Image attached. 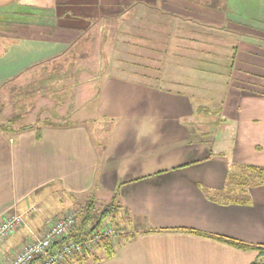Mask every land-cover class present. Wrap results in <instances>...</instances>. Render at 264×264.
<instances>
[{
	"label": "crops",
	"instance_id": "obj_1",
	"mask_svg": "<svg viewBox=\"0 0 264 264\" xmlns=\"http://www.w3.org/2000/svg\"><path fill=\"white\" fill-rule=\"evenodd\" d=\"M85 46L95 48L100 66L110 65L91 72L102 80L95 133L106 130V138L100 144L82 121L22 131L15 123L21 116L7 120L13 125L0 130V221L40 205L44 216H28L2 242L0 264L39 234L54 204L63 207L60 196L74 206L80 199L117 202L125 227L111 258L90 253L63 264H85L89 256L91 264L254 261L253 250L181 230L264 245V186L248 189L247 204H215L201 191L221 190L232 163L264 167L263 3L0 0V85L29 81L12 91L14 99L48 98L54 80L68 77L70 62L80 73ZM228 79L236 82H222ZM219 83L234 96L225 102L231 115L218 118L233 133L228 153L208 139L211 109L226 98H213ZM66 85L56 93L72 94Z\"/></svg>",
	"mask_w": 264,
	"mask_h": 264
},
{
	"label": "rangeland",
	"instance_id": "obj_2",
	"mask_svg": "<svg viewBox=\"0 0 264 264\" xmlns=\"http://www.w3.org/2000/svg\"><path fill=\"white\" fill-rule=\"evenodd\" d=\"M263 3L264 6V0H260ZM151 19V18H150ZM83 52L86 51L85 61L81 62L80 64V73L75 75L72 70L74 69L75 65L70 62L69 68L67 69V75L68 77L64 78H56L54 80V83L52 85L53 89L55 90L52 95H50L48 98H40L37 100H29V98H26L24 96H19L16 99L14 95V91L18 90L16 88L22 87L25 84H28L26 80L18 81L17 83H11L3 86L0 85V122L1 124H5V126L8 124L6 121L10 119L11 117H15V114H18L17 116H21L20 120H17L15 123H17L16 127L18 126H28V125H40L43 123H51V124H70V123H76L78 121H82L85 123L87 129L89 130L92 137H95V139L98 138V142L100 144L104 141L106 138V130H103L101 132V135H98L95 133L96 124L98 123V120L96 117H94V108H95V102L97 97V92L99 89L100 80L99 78H93L92 71L94 69H100V70H109L110 65L105 64L103 62L102 66H100L99 63H97L96 59L98 57L97 53L94 51L95 48L87 47L85 46V49L82 48ZM125 48H122L121 54H124ZM112 48L108 50V54L104 53L102 57V61H105L106 56L112 55ZM81 54V53H80ZM97 56V57H96ZM96 57V58H95ZM63 64L58 62L54 66H58L60 68ZM100 66V67H99ZM148 66H151V68L157 67V64H148ZM72 67V68H71ZM109 67V69H108ZM63 71L66 70L65 67L62 68ZM74 76H72V75ZM99 74V73H98ZM98 77V76H97ZM222 80H213V82L216 84L217 82H221ZM229 82L228 86L231 85V83L236 82V80L228 79L223 80L222 82ZM241 80L240 82H242ZM13 84V85H12ZM68 86L72 87V94H69L68 92L65 93L64 91L60 93H56V90H59L61 88ZM219 86L217 87V90L215 89V96L213 98H216L217 100L221 99L222 96L225 98V101L218 102L220 103L216 107H212L211 114L215 116V122L211 124V130L209 132L208 139L210 140V144L213 146L214 149H219L225 152H230L231 149V139H232V130L229 129H223V122L220 121L218 118L219 116H222V114H225V112H229V115H231V111H229L230 107L225 106V102L228 104L233 103L234 96L228 93H225L222 91L223 84L219 83ZM245 87H253L250 85H247L246 82H244ZM224 87V86H223ZM244 87V86H242ZM226 88V87H225ZM257 88V87H256ZM224 90V89H223ZM229 89H227L228 91ZM13 91V92H12ZM221 92V93H219ZM13 93V94H12ZM224 93V94H223ZM228 94V95H226ZM70 95V96H69ZM216 100V101H217ZM25 102V103H24ZM24 103V104H23ZM224 103V104H223ZM23 104V105H20ZM226 109V111L224 110ZM228 110V111H227ZM66 113V114H65ZM63 114H65V117H62ZM5 119V120H4ZM13 119V118H12ZM7 124H6V123ZM8 127V125H7ZM105 128V127H103ZM98 132V131H97ZM229 138V140H228ZM226 157V160L231 161L232 154H224ZM59 201L62 204V208L57 203L54 204V209L51 211L50 214H48L49 219L51 218H59L67 211H76L79 207H82L85 205V203L89 202L90 200L86 199H80V201L75 204L69 203L67 199L63 196H60ZM94 203L95 210L99 211L102 208L106 207L108 202L104 201L103 198H95V200H92ZM97 201V202H95ZM64 203V205H63ZM43 208L41 205L32 212L33 217L41 218L44 216ZM61 208V210H60ZM61 211V212H60ZM114 222H117V224H113ZM107 225H111L112 227H123L124 224L121 221V216H118L115 221H106V223L102 226L105 227ZM125 228V227H124ZM122 236V235H121ZM118 238V241H113L114 248L117 245L118 242L121 240ZM98 256L100 258L105 257V253L103 249L98 248L97 246L92 250L91 256ZM90 257V256H89ZM87 257V260L83 263L85 264H91L94 261V257ZM75 263V262H73Z\"/></svg>",
	"mask_w": 264,
	"mask_h": 264
},
{
	"label": "trees",
	"instance_id": "obj_3",
	"mask_svg": "<svg viewBox=\"0 0 264 264\" xmlns=\"http://www.w3.org/2000/svg\"><path fill=\"white\" fill-rule=\"evenodd\" d=\"M7 123L11 126L13 125L12 120L7 121ZM7 125L5 126V124H0V130L3 132L10 131L11 128L9 130ZM31 128L32 126L28 125L20 127L19 130L24 131ZM36 132L38 131L36 130ZM259 186H264V167L250 164L232 163L229 166L226 174L225 184L221 190L210 191L206 188H201V191L208 200L215 204H247L249 202L248 189ZM93 203L94 202L90 200L89 202L85 203L84 206L79 207L77 212L74 211L76 214L75 228L63 239V243L83 242L91 235L99 233L107 220L112 222L118 217V209L120 208V205L117 202L112 201L108 206L102 208L99 211L95 210ZM124 215L128 216V213L125 211ZM113 224H117V222H114ZM181 231L201 237H207L236 249L244 251L253 250L257 253V256L256 259L250 264H264V245L245 244L227 237L203 234L193 230ZM97 247L103 249L105 253V259L111 258L114 254V245L106 238L101 239L97 243ZM88 254H90V252L84 250L82 254H75V256L81 258Z\"/></svg>",
	"mask_w": 264,
	"mask_h": 264
},
{
	"label": "built area",
	"instance_id": "obj_4",
	"mask_svg": "<svg viewBox=\"0 0 264 264\" xmlns=\"http://www.w3.org/2000/svg\"><path fill=\"white\" fill-rule=\"evenodd\" d=\"M34 211L30 208L24 214H7L0 221V245L24 225L25 219ZM75 212L67 211L59 218L47 219L42 230L32 241L24 244L6 264H63L75 254H82L97 246L101 239L118 241L125 233L123 227L107 225L99 233L93 234L83 242L63 243V239L75 228Z\"/></svg>",
	"mask_w": 264,
	"mask_h": 264
},
{
	"label": "clouds",
	"instance_id": "obj_5",
	"mask_svg": "<svg viewBox=\"0 0 264 264\" xmlns=\"http://www.w3.org/2000/svg\"><path fill=\"white\" fill-rule=\"evenodd\" d=\"M147 134H148L147 131H144V132L141 133V135H147Z\"/></svg>",
	"mask_w": 264,
	"mask_h": 264
}]
</instances>
